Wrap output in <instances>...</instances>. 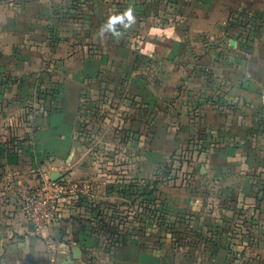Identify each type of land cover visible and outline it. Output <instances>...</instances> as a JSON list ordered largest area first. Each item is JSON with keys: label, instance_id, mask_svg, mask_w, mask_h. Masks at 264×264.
<instances>
[{"label": "crops", "instance_id": "obj_1", "mask_svg": "<svg viewBox=\"0 0 264 264\" xmlns=\"http://www.w3.org/2000/svg\"><path fill=\"white\" fill-rule=\"evenodd\" d=\"M11 1L19 7L15 25L0 34V170L4 171L0 173V264H158L159 250L172 245L169 233H164L159 250L157 240L143 243L127 233L116 248H106L105 237H112L113 229L131 222L135 229L140 227L144 197L162 199L164 230L173 231V224L182 229L197 213L203 244L213 230L222 249L238 238H244L245 245L250 238L253 245L259 225L258 240L264 245V200L261 206L257 202L264 195V108L260 112L254 108L261 102L264 107V23L247 32L253 40L246 48L238 45L240 31L235 24L228 32L224 27L228 15L243 9L264 18V0ZM128 8L135 17L130 27L117 23L113 30H101L110 16ZM129 36L138 44L128 51L121 45ZM184 38L189 43L180 46ZM203 38L219 41L218 47L209 48ZM114 39L122 47L114 48L120 52L117 55ZM192 39L197 46H190ZM192 52L198 54L197 60L190 59ZM178 54H184L185 60L176 62ZM201 70L205 72L198 74ZM179 77L183 80L178 83ZM195 78L206 89L187 102L183 89ZM120 84L127 85L125 92L136 102H150L158 117L161 107L171 106L172 100H198L197 112H179L178 137L191 132L188 116L202 117L199 124L209 148L201 159L202 193H140L142 166L158 163L168 149L159 146L157 122L151 127L150 160L142 155L128 157L124 143L118 145L120 153L115 157L97 158V144L83 125L91 123L90 105L106 102L107 87ZM48 88L54 93L49 94ZM175 129L167 119L161 138L173 148ZM105 142L106 150L113 151V142ZM139 144L142 151L141 140ZM160 147L165 149L160 152ZM112 163L118 164V174L104 168ZM100 165L104 167L99 169ZM54 171L85 185L77 194L62 195L53 219L35 231L23 208L24 198L33 185L50 180ZM94 181L98 186L90 190ZM97 205L104 208L105 219L109 216V229L102 234L95 233ZM116 209L126 216L124 221L119 216L112 222ZM219 259L218 253L215 260Z\"/></svg>", "mask_w": 264, "mask_h": 264}, {"label": "rangeland", "instance_id": "obj_2", "mask_svg": "<svg viewBox=\"0 0 264 264\" xmlns=\"http://www.w3.org/2000/svg\"><path fill=\"white\" fill-rule=\"evenodd\" d=\"M13 2L14 1L11 0H0L1 35H4L3 33H8L10 25H15V12L17 13V9L19 7L15 4H12ZM75 7L76 9H79L80 5H76ZM6 20H10L8 24ZM22 23L23 22L19 21L18 24L21 25ZM263 23L264 18L261 14H252L246 12V10L243 9L239 10L233 15H228L227 21L226 23H224V27L225 31L228 32L230 31V26L235 24L234 26L238 27L240 31L239 37L237 39L238 45L242 48H246L251 46V41L253 40V38L247 35V32L259 29L261 26H263ZM116 29L118 30L119 28L116 27ZM110 34H112L111 31ZM131 38L134 39L131 36H129L128 39H123V45H121L127 47L128 51L131 50V47H134L138 44L137 40H133L132 42ZM188 39L189 38H184V41L182 40L179 43L180 46H185V44H188V41L190 40ZM121 40L122 38L119 39V42ZM116 41L117 39H114L112 43V45H115L114 47H112L115 55H117V53H120L117 50L119 48H122L118 46ZM230 41L231 40L229 38L226 39V44L229 45ZM233 41L235 40L233 39ZM205 42H207L209 48L213 49H215L216 46L218 47L219 45V41H216L214 39L210 40L209 38H203L202 43ZM193 44L197 46V40L192 39V43H190V46L193 47ZM114 48H116L117 50ZM176 56V62H182L185 60L184 54H178ZM197 56L198 54H194V52H192V54H189L190 59L197 60ZM202 72L205 71H198V74H202ZM207 73L208 71H206L205 74ZM213 73L214 72H210V74L212 75ZM163 74L165 75V72ZM178 75L181 74L178 73ZM195 79L196 81L194 84H187L186 88L184 87L185 89L182 88L183 90H185L184 98H187V102L190 97L195 95L197 96L200 93H204V89H206L201 80H198L197 78ZM182 80L183 78L181 77L176 78V81H178V83ZM181 87L182 86L180 84V86H178L180 92ZM126 88L127 85L124 84L109 86L107 87L109 96L106 97V102L102 103L101 101H99L98 103L94 102L92 105H90V110L94 113H90L87 120L89 119L88 121L91 123L86 122L83 125L82 130H85V132H88V129L90 130L89 137L93 139L97 144V148L95 150L97 158H103L106 156L115 157L120 153L118 145L120 143H124L127 146L126 153L128 157L142 155L144 160H146V158H149L150 160V142L152 137L151 127L154 128L157 122L159 123V146H168V149H166L164 153V159H162L158 163L153 164V166L151 164L142 166V173L144 174V177L140 179V193H159L160 196L161 193H166L167 191H172L171 193H182V191L184 190L186 193H202L201 191H199L202 185L199 180V176L202 169L204 168L201 159L204 157V154L209 151L208 146L206 147V144L204 142L207 139V134L202 131V124H199V121L202 120V117H200V119H196L195 117L188 116L192 127L190 128L191 132H188V134H182L180 135V137H178V132L182 129L181 117H179L178 115L179 112L183 109L197 112V107L199 106L198 100L191 103H178L172 100V102L169 103L171 106H166L167 108L164 106L161 107L162 110L160 109V111H162V113L160 112L158 117V115L154 112V106L152 110L150 102H145L142 100L136 102L134 97H131L128 90L127 92H125ZM48 89H50L49 94L54 93V90L52 88ZM229 104L230 103L228 102H226L225 104L228 110L230 109ZM104 105L106 106L104 107ZM254 105V108H256L258 112H260L264 108L262 106V102L261 104L255 103ZM243 107L244 106L242 105L240 108ZM105 117L108 118L107 120L109 121L104 119ZM167 119L172 124V127L176 128V131L174 132V138L176 140L174 148L170 145V142L168 144L164 143V141H161V138L163 137L162 131L164 123ZM203 120V122L205 123L209 122L208 119ZM138 124V128L140 129L138 130L137 128L136 130L135 127L138 126ZM135 131L137 132V134H135ZM138 137L141 138L140 140L142 142V151L141 149H139L140 140ZM87 138L88 137L84 138V140L89 141ZM105 141L113 142V151L106 150L108 144ZM212 148H215V146ZM162 149L165 148L160 147V152L163 151ZM106 151L113 152V155H111L110 153H106ZM117 166L118 164L115 163L114 165H110V167L108 168L104 166L101 167V165L98 166V168L101 169L104 167L105 169L110 170V172L116 171L115 173L118 174L119 169ZM127 168H129V165L127 166ZM131 169H133V167H131ZM3 172L4 171L0 170V173ZM128 185H130L129 187H131V184ZM52 186V183L48 182V180L36 183L29 189V192L26 194V198L28 196L31 197V195L36 192L44 193L50 190L49 188H51ZM97 186L98 182L94 181V187L97 188ZM42 187H44V191L42 190ZM262 200H264V195H260V197L257 199L258 205H262ZM214 204V199H212L210 205ZM132 205L134 204L132 203ZM163 205L164 204L161 198H158V200H156V198H153V201H151L150 198H141V211L144 218H142L143 220H141L142 224L140 225V227L138 225V228L135 229L134 223L131 222V224H126V226L123 225V228L121 229L118 228V231L113 229L112 237H105V240L107 241L106 248H109L111 250L115 246L117 247L120 244L122 238H124L122 237L124 236V233L132 236L130 238L131 240L142 239L143 243L152 241V243L154 244L157 240L155 245L159 247L158 244L162 241L165 234L169 233L168 236L170 237L172 245L168 249L165 248L164 250L161 249L162 247H157L158 250L161 249V251L159 250L158 254V264H264V245H260V241L258 240L260 238L258 235L262 232L259 228V225H256V231H254V233H256V236L253 245L251 244L252 242L250 241V238L248 239L249 245H245L246 240L244 238H238L237 241L228 243L227 245L223 246L222 249L220 246L217 247L218 245L215 243V235L213 230L211 231L212 234H207L206 237H204V244L202 243L203 238L201 236L203 231L202 229L198 228L199 219L197 213H194V215H191V217L188 218L192 222L190 220L189 222H186V225L183 226L182 229H177V225L173 224V231L164 230L166 215L164 214L162 208ZM96 208L98 213L95 218L98 222H96L95 233H106L105 230L109 229V216L106 219L103 217V214L101 212L105 211L104 208L101 207V205H97ZM116 212L119 215H113L114 218L112 222L114 223L115 220L119 218V216H121V219L119 218V221H124V218H126V216L120 213L119 209H116ZM128 214L129 210L127 215ZM151 219L153 220V223L150 221ZM138 221L140 222V220ZM127 222L130 223V220H127ZM152 235L155 236L153 239L150 238ZM222 250L223 252H221ZM218 253L220 255V259L217 262L215 260V256L216 254L218 255Z\"/></svg>", "mask_w": 264, "mask_h": 264}, {"label": "built area", "instance_id": "obj_3", "mask_svg": "<svg viewBox=\"0 0 264 264\" xmlns=\"http://www.w3.org/2000/svg\"><path fill=\"white\" fill-rule=\"evenodd\" d=\"M48 182L52 183L50 190L46 192H36L24 199L23 208L27 213L34 230L39 231L41 227L46 226L54 217L56 212V203L62 195H72L80 192L85 183L60 177L55 181L51 179ZM48 187V185H47ZM89 189H94L91 184ZM44 191V187H42Z\"/></svg>", "mask_w": 264, "mask_h": 264}, {"label": "clouds", "instance_id": "obj_4", "mask_svg": "<svg viewBox=\"0 0 264 264\" xmlns=\"http://www.w3.org/2000/svg\"><path fill=\"white\" fill-rule=\"evenodd\" d=\"M127 21V23H125ZM135 22V17L133 16V11L131 8L126 9L122 14L112 15L109 17L107 24L102 27L101 30L107 28L108 30H113L115 24L120 23L124 25L125 28L130 27ZM114 35L119 36V33H115Z\"/></svg>", "mask_w": 264, "mask_h": 264}, {"label": "water", "instance_id": "obj_5", "mask_svg": "<svg viewBox=\"0 0 264 264\" xmlns=\"http://www.w3.org/2000/svg\"><path fill=\"white\" fill-rule=\"evenodd\" d=\"M60 177H61V174L59 172H56V171L52 172L51 175H50V179L52 181H56ZM78 250H79V248H75V251H78Z\"/></svg>", "mask_w": 264, "mask_h": 264}]
</instances>
